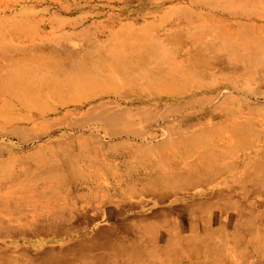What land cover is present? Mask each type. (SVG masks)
I'll use <instances>...</instances> for the list:
<instances>
[{
    "label": "rangeland",
    "instance_id": "rangeland-1",
    "mask_svg": "<svg viewBox=\"0 0 264 264\" xmlns=\"http://www.w3.org/2000/svg\"><path fill=\"white\" fill-rule=\"evenodd\" d=\"M131 1L60 4L80 3L70 18L125 22ZM211 1L167 4L183 10L166 35L179 41L172 51L153 49L159 33L142 29H167L174 15L153 11L122 32L157 67L192 42L208 64L197 88L125 91L18 128L0 123V264H264V0ZM72 38L74 52L93 41Z\"/></svg>",
    "mask_w": 264,
    "mask_h": 264
},
{
    "label": "bare ground",
    "instance_id": "bare-ground-1",
    "mask_svg": "<svg viewBox=\"0 0 264 264\" xmlns=\"http://www.w3.org/2000/svg\"><path fill=\"white\" fill-rule=\"evenodd\" d=\"M131 2L136 4L127 13L128 21L121 22V18L105 21L84 12L77 14L75 18H70L76 9L80 8V3H73L72 7L63 8L60 0H0V101L2 102L0 123L2 126L15 125V128H18V124L31 123L32 116L42 118L45 114L55 112L57 107L60 109L71 105L82 107L104 96L127 98L125 91L147 97H171L174 94H184L206 82L207 61L191 49L188 50L193 46L192 42L189 43L190 46L184 55L180 56L181 51L178 53L173 51L170 58L163 61L159 67L147 62L148 52L151 51L149 46L155 50L167 48L171 51L175 46H179V41L171 38L172 33L169 38L166 35L181 23L179 15L183 10H177L178 8L174 6L167 7V4L184 3L190 8L202 5L215 9V2L211 0H132ZM153 11H161L162 18L167 17V20L169 15H174L176 21L169 23L167 29H162L164 23L161 26L155 23L145 25L142 30L147 32L156 30L155 32L160 35L159 39L148 46L141 45L139 40L136 42L130 36L122 35L123 31L132 29L137 20H146L151 15L154 17ZM218 25L221 26L217 23ZM234 25L230 23V27ZM220 29L224 28L221 26ZM238 30L226 33L237 39ZM86 35L91 36L93 41L79 45L85 47V49L81 48L83 51L74 52L64 46V41L70 37H75L72 39L81 42L89 40L84 39ZM163 35L166 37L163 38ZM111 39L117 44L110 42ZM254 43H256L255 39H253ZM260 48L258 50L262 53L263 50ZM263 64L264 60L257 65ZM46 101H51L52 106L45 105Z\"/></svg>",
    "mask_w": 264,
    "mask_h": 264
}]
</instances>
